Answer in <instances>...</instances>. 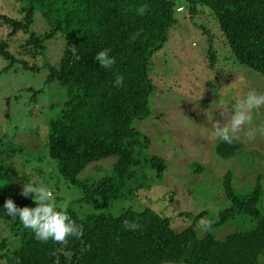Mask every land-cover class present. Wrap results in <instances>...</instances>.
Segmentation results:
<instances>
[{
    "label": "trees",
    "instance_id": "trees-1",
    "mask_svg": "<svg viewBox=\"0 0 264 264\" xmlns=\"http://www.w3.org/2000/svg\"><path fill=\"white\" fill-rule=\"evenodd\" d=\"M186 1L191 15L198 12V6H208L235 59L264 75V0ZM17 2L22 18L0 12V23L9 29L8 39H0V57L8 61L3 71L17 64L34 71L44 67L48 71L46 83L57 82L65 88L66 100L59 106L57 116L48 121L49 154L56 160L60 174L82 189L81 201L99 208L125 196L128 188L146 187L145 177L138 171L136 150L142 136L133 123L152 113L150 96L156 85L150 76V64L168 41L170 28L178 22L174 15L176 0ZM141 6H146L144 15L138 14ZM179 7L184 10L182 5ZM37 9L46 25L35 31L31 27ZM206 31L208 35L211 32ZM21 32L26 35L12 51L9 40ZM136 33L139 35L133 40ZM58 38L63 41L62 53L57 62H51L48 49ZM209 41L208 56L214 68L219 51L211 37ZM106 48L115 58L110 68L94 60ZM117 75L124 77L119 87L114 84ZM242 147L241 140L231 144L219 140L216 152L230 159ZM10 151L15 153L16 148ZM112 155L117 157L112 175L95 182L79 178L88 165ZM148 165L157 175L167 170L161 156H151ZM2 175L0 172V264H259L264 254V214L259 207L264 192L261 174L247 194L236 191L231 170L221 178L229 205L220 212L216 223H224L237 213L248 214L257 220L250 230L218 238L210 231L200 235L194 224L180 230L172 225L165 211L150 207L127 208L119 215L97 212L85 217L66 209L82 229L79 238L68 237L67 245L52 239L37 240L18 216L7 215L3 205L9 198L18 207L36 205L1 184ZM131 182L136 187H130ZM126 220L140 227L135 231L125 229ZM4 230L9 233L4 235Z\"/></svg>",
    "mask_w": 264,
    "mask_h": 264
},
{
    "label": "rangeland",
    "instance_id": "rangeland-1",
    "mask_svg": "<svg viewBox=\"0 0 264 264\" xmlns=\"http://www.w3.org/2000/svg\"><path fill=\"white\" fill-rule=\"evenodd\" d=\"M180 5L183 11H178ZM19 8L17 0H0L2 13L22 18ZM174 15L178 22L170 28L168 41L154 54L150 64V76L156 85L150 96L152 113L133 123L142 136L136 150L138 171L145 177L146 187L128 188L125 196L102 208L81 201L82 189L60 174L47 145L48 121L57 116L59 106L66 100L65 88L57 82L47 84L48 71L44 67L34 71L17 64L3 71L8 64L3 57H0L1 184L12 187L22 199L32 200L34 194L28 197L21 194L23 185L32 181L42 183L53 191L57 208L72 209L79 217L97 212L119 215L127 208L150 207L165 211L172 225L180 230L194 224L200 235L206 233L197 227L203 217L214 221L210 232L218 238L252 229L257 220L248 214L237 213L224 223H216L220 212L229 205L221 178L231 170L239 194L249 193L259 174L264 184V136L258 133L250 142L241 136V151L234 158L224 159L216 152L220 139L213 135L212 123L224 121L219 103L229 105L231 111V106L248 91L264 93V75L235 59L208 6H198V12L191 15L187 1L176 0ZM45 25L37 9L31 28L38 31ZM204 27L210 29V36ZM8 31L0 23V39H8ZM22 35L26 34L21 32L9 40L12 51ZM210 37L219 51L214 68L208 56ZM62 42L58 38L50 43L51 62L59 59ZM251 115L253 120L248 127L264 124V107L253 110ZM14 147L15 153L10 151ZM153 155L166 160L167 170L163 175H157L148 165ZM116 159L112 155L91 163L79 178L95 182L112 175ZM129 186L136 187V183ZM259 207L264 214V192ZM8 233L4 230L3 234ZM259 264H264V254Z\"/></svg>",
    "mask_w": 264,
    "mask_h": 264
},
{
    "label": "clouds",
    "instance_id": "clouds-1",
    "mask_svg": "<svg viewBox=\"0 0 264 264\" xmlns=\"http://www.w3.org/2000/svg\"><path fill=\"white\" fill-rule=\"evenodd\" d=\"M180 8V7H179ZM179 10V9H178ZM138 14L144 15L146 6L137 9ZM180 11V10H179ZM183 11V10H181ZM139 33H136L134 40ZM110 49H104L98 52L94 60L103 68H110L115 63V58L109 55ZM124 77L117 75L114 84L119 87L123 85ZM264 107V93L257 92L255 89L248 91L243 99L238 100L231 106L223 103L218 104L221 109L220 115L224 118L223 123L219 120L212 123L214 129L213 135L220 140L231 144L234 140H239L244 136L247 141L256 139L257 134L264 136V124L258 128L248 127L252 124L253 110H259ZM24 197L32 196L35 207H18L15 202L9 198L5 201L3 207L7 215L12 218L18 216L19 221L25 228L33 230L37 240L47 242L49 239L67 245L68 237L75 236L79 238L82 235V229L67 214L66 209L57 210L56 200L53 191L46 185L32 181L23 185L22 193ZM214 221L209 217H203L198 221L197 227L202 232H208L212 229ZM125 229L137 230L140 226L135 221L124 222Z\"/></svg>",
    "mask_w": 264,
    "mask_h": 264
},
{
    "label": "built area",
    "instance_id": "built-area-1",
    "mask_svg": "<svg viewBox=\"0 0 264 264\" xmlns=\"http://www.w3.org/2000/svg\"><path fill=\"white\" fill-rule=\"evenodd\" d=\"M179 10L181 11V10H183V8H182V7H180V8H179Z\"/></svg>",
    "mask_w": 264,
    "mask_h": 264
}]
</instances>
